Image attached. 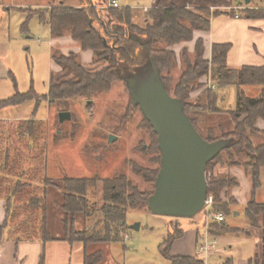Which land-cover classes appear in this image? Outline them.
Listing matches in <instances>:
<instances>
[{
  "label": "trees",
  "instance_id": "trees-1",
  "mask_svg": "<svg viewBox=\"0 0 264 264\" xmlns=\"http://www.w3.org/2000/svg\"><path fill=\"white\" fill-rule=\"evenodd\" d=\"M199 0H188L187 4H164L163 0L144 11L141 23L135 20L138 11L131 7L98 8L92 0H79L76 6L65 1L58 5L29 10L30 16H39L42 22L48 23L52 37H62L70 32L83 51H92L97 61L106 62L98 69L87 68L76 52L68 55L54 50L52 58L62 70L73 73L69 80L55 81L52 78L49 94L50 102H66L79 97L91 98L96 94L110 91L117 81L126 83L127 78L135 77L145 71L152 70V60L156 63L160 77L167 92L179 98L183 103L185 113L190 117L196 129L209 142L225 139L229 145L206 167L208 195L215 200L214 208L224 214L230 213L231 202L222 200V192L239 185L237 177L226 174L211 173L216 165L236 167L239 159L248 158L245 169L249 173L254 190L261 188V168L264 167V143L256 145L251 138L253 134L264 135V129L258 127L264 120V63L260 66L244 65L234 69L229 66L228 58L232 49L231 43H214L211 59L205 58L204 40L196 41L193 52L187 49L180 54L173 46L194 39L195 31H210L212 18L225 14L212 11L210 5H198ZM194 9V10H193ZM249 19H264V7L252 6L245 10ZM234 16V15H233ZM122 34L116 30L122 29ZM130 35H136V40ZM181 63V66H179ZM177 69V78L172 72ZM210 76L216 88L202 81ZM236 89V103L233 107L226 105L224 89ZM246 87L260 89L259 96H250ZM200 91L195 97L192 93ZM33 98V95L16 94L11 98L1 100L0 108L18 105ZM132 99V98H131ZM133 103V101H132ZM134 105V104H133ZM135 106V105H134ZM139 109L138 106H135ZM140 110V109H139ZM228 113L231 124L225 129L222 126H204L210 115ZM144 116V115H143ZM154 134L152 150L158 153L156 168H145L131 163L136 174L152 184V191L141 190L126 174L112 177L99 176H67L62 178V204L67 220L64 224L65 236L62 238L74 245L80 242L84 247V264H95L102 258V253L93 254L88 249L93 244L121 241L126 227V212L130 208L147 205L148 199L154 193L156 179L161 167V152L158 138L150 122L144 117ZM36 119L31 118L20 123V133L28 134L37 142L41 129L36 125ZM2 120H0V199L5 203L6 217L0 226V242L6 240L15 242L54 240L48 229L46 188L54 181L46 174L44 160L38 163L36 178L43 183L33 188L30 182H23L25 171L22 159L12 157L6 140L1 135ZM226 153V157L223 154ZM227 158V159H226ZM211 173V176L208 174ZM18 175L13 182L12 177ZM98 182L103 183V201L100 208L104 219L101 228L91 226L82 232L73 230L74 217L77 213L85 216L93 214L95 203L90 201L91 189ZM149 207V206H148ZM150 209V208H149ZM250 224L259 226L258 218L264 216V202L250 201L245 208ZM22 216H24L22 218ZM72 216V218H70ZM68 219L70 221H68ZM225 222V221H224ZM224 222L215 223L214 233L217 235L226 228ZM237 232L249 233L248 230L237 229ZM184 230L177 226L170 232L160 245V252L170 260L171 264H204L197 256L171 255V249L176 239L183 236ZM198 234V238H199ZM264 255V253H263ZM259 253L249 260V264H264L259 261ZM264 257V256H263ZM40 264H44V256Z\"/></svg>",
  "mask_w": 264,
  "mask_h": 264
},
{
  "label": "rangeland",
  "instance_id": "rangeland-1",
  "mask_svg": "<svg viewBox=\"0 0 264 264\" xmlns=\"http://www.w3.org/2000/svg\"><path fill=\"white\" fill-rule=\"evenodd\" d=\"M62 1L73 6L80 3L79 0H0V101L16 94L33 95V98L21 104L0 108L1 135L6 140L11 156H20L22 159V167L26 172L22 181L30 182L33 188L38 184L43 186L36 178V169L40 161H45L46 174L54 181L53 185L46 188L48 229L56 239L65 236L64 224L67 220L61 207L62 178L96 175L104 178L123 173L141 190L152 191L153 185L136 174L131 163L149 169L159 166L156 161L158 153L152 150L154 134L143 113L133 105L125 82L117 81L110 91L96 94L89 99L71 98L61 103L46 99L52 78L59 81L73 77V73L62 70L55 63L52 58L54 50L66 55L70 52L78 53L81 62L89 69H98L106 64L104 61H97L92 51L83 52L78 43L57 44L52 39L49 24L42 22L37 15L30 16L29 10L43 8L38 5H58ZM157 1L119 0L121 7H131L138 11L135 20L139 23L144 18L145 8L153 7ZM92 2L94 6L103 8L107 0ZM163 3L184 5L188 0H163ZM198 5H210L212 11H221L225 15L235 17L239 13L240 17H245L247 8L254 5L264 7V0H199ZM253 31L255 41L260 44L264 36L263 30ZM64 36L70 37V32H66ZM178 74L179 70L175 69L172 77L175 79ZM246 90L250 96L260 94L257 87H246ZM222 93L225 94L226 105L233 107L236 103V89L229 87ZM63 111L70 112L71 119L62 122L59 115ZM31 118L36 119V125L41 129L37 142L28 134H21L19 130L20 123ZM204 122V126L218 127L219 130L220 126L227 129L232 120L228 113H224L210 115ZM259 124V127L264 129L263 119ZM110 135L116 136V140L110 142ZM251 138L256 145L264 143V135L253 134ZM226 156L224 153L223 157ZM247 161L245 156L239 159L240 164L233 170L242 181L239 191L246 195V198L242 195L241 200L251 198L264 202V169L261 170L260 176L262 186L254 191L249 185L251 177L245 169ZM221 167L214 166L211 173L226 174L222 171L223 168H230ZM211 173L208 176H211ZM12 180H18V175L12 177ZM233 188L222 192V200L231 202L230 213L225 214L226 228L217 234L218 244L215 250L207 258L198 255L204 264H246L255 253L254 238L245 232L236 231L241 229L250 232L253 227H248L250 222L244 205L235 204L231 196ZM89 198L96 207L92 208L94 211L90 216L75 214L73 230L77 232L93 225L97 228L102 226V182H98L91 189ZM235 212L239 214L235 215ZM125 222L121 241L97 243L89 247L90 254L97 251L102 253L103 261L100 264H171L170 260L161 254L160 245L177 226L186 232L198 233L201 239L205 232V210L194 217H179L153 213L145 204L128 209ZM136 225L138 227L134 228ZM258 233L264 234V226ZM84 253L83 245L76 242L68 253L66 264H83ZM258 253L262 263L264 245Z\"/></svg>",
  "mask_w": 264,
  "mask_h": 264
},
{
  "label": "water",
  "instance_id": "water-1",
  "mask_svg": "<svg viewBox=\"0 0 264 264\" xmlns=\"http://www.w3.org/2000/svg\"><path fill=\"white\" fill-rule=\"evenodd\" d=\"M116 32L126 33L123 28ZM130 36L141 42L136 35ZM126 85L133 104L157 134L161 152L155 190L148 199L150 210L160 215L194 217L202 211L208 195L206 167L228 147L229 141L209 142L201 135L185 113L182 101L167 92L153 60L152 70L143 80L127 78ZM59 118L64 122L71 119V113L63 111ZM116 138L110 135L109 141Z\"/></svg>",
  "mask_w": 264,
  "mask_h": 264
},
{
  "label": "crops",
  "instance_id": "crops-1",
  "mask_svg": "<svg viewBox=\"0 0 264 264\" xmlns=\"http://www.w3.org/2000/svg\"><path fill=\"white\" fill-rule=\"evenodd\" d=\"M38 6L49 7L50 5L48 4ZM146 9L148 8H145V10ZM252 25L256 26L252 27ZM261 27H263V29ZM253 30H263L264 33V19H249L247 17H240L239 13H237L235 17L223 14L212 18V26L210 31H195L193 40L179 43L173 46L172 49L177 53V55H179L183 49L193 52L196 41L199 38H202L204 40L205 46L204 56L206 59H211L212 46L214 43H231L232 49L228 58V63L231 68L238 69L244 65L260 66L264 63V36L263 39L260 40V44H258L255 41L256 38L253 36L255 35V31ZM68 37H52V39H54L57 44H62L65 42H72L73 44L78 43L77 41L73 40L71 36L69 38ZM79 49L80 48H78V50ZM179 66H181V63H179ZM202 81L208 82V86L215 85L210 76L203 77ZM199 92L200 91H195L192 93V96L195 97ZM234 169L237 168L231 167L228 169L225 167L222 171H225L226 173H232L238 178L239 185L232 189L231 196L234 198L235 204H242L246 208L247 204L255 199L250 198L245 199L244 201L241 200V196L243 195L246 198V195L239 191V189L242 188V181L239 175L234 174ZM263 169L264 167L261 168V170ZM250 183L251 184L249 185L252 186L251 180ZM238 214V212H235V215ZM5 217V203L2 199H0V226L5 221ZM258 221L259 226L254 227L251 224L248 226L253 227V230L250 231L248 235L252 236L255 240L254 255L257 254L259 249L264 245V234L258 233V231L264 226V216H260ZM62 238L63 237L58 239L54 238V240L48 242H44L42 240L15 242L12 240H6L4 237L0 242V264H40L42 256H44V264H66L67 256L69 255L68 253L70 252V249L73 245ZM199 243L200 241L198 238V233L196 234L193 232L184 231L183 236L175 240L171 249V255L198 257ZM66 245H68L69 248ZM249 260L250 258L246 261V264H249ZM102 261L103 259L95 264H100Z\"/></svg>",
  "mask_w": 264,
  "mask_h": 264
},
{
  "label": "built area",
  "instance_id": "built-area-1",
  "mask_svg": "<svg viewBox=\"0 0 264 264\" xmlns=\"http://www.w3.org/2000/svg\"><path fill=\"white\" fill-rule=\"evenodd\" d=\"M106 7L108 8H119V0H108ZM213 89L215 85H210ZM215 200L212 195L207 196L205 205L202 210H205V232L202 235L199 245V255L207 258L216 248L218 244L217 235L214 233L212 227L215 223H221L225 221V214L217 211L214 208Z\"/></svg>",
  "mask_w": 264,
  "mask_h": 264
},
{
  "label": "flooded vegetation",
  "instance_id": "flooded-vegetation-1",
  "mask_svg": "<svg viewBox=\"0 0 264 264\" xmlns=\"http://www.w3.org/2000/svg\"><path fill=\"white\" fill-rule=\"evenodd\" d=\"M147 73H148V71L146 70L145 71V76L147 75ZM137 77V79H139V80H143L145 77L142 75V73H139V74H137L134 78H136ZM133 78V77H132Z\"/></svg>",
  "mask_w": 264,
  "mask_h": 264
}]
</instances>
